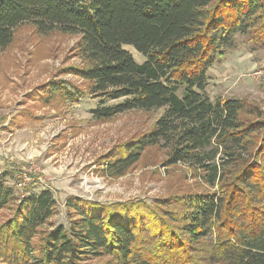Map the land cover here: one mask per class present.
<instances>
[{
	"label": "trees",
	"instance_id": "1",
	"mask_svg": "<svg viewBox=\"0 0 264 264\" xmlns=\"http://www.w3.org/2000/svg\"><path fill=\"white\" fill-rule=\"evenodd\" d=\"M24 23L79 36V62L62 73L84 86L51 77L37 88L46 101L97 98V120L161 109L102 154L105 174H124L157 147L163 165H185L206 187L151 202L68 196L64 225L49 222L58 209L49 188L18 196L0 170V211L11 210L0 222V263L264 264V110L206 92L208 68L239 36L264 47V0H0V49Z\"/></svg>",
	"mask_w": 264,
	"mask_h": 264
},
{
	"label": "rangeland",
	"instance_id": "2",
	"mask_svg": "<svg viewBox=\"0 0 264 264\" xmlns=\"http://www.w3.org/2000/svg\"><path fill=\"white\" fill-rule=\"evenodd\" d=\"M78 37L59 30L40 33L24 23L16 28L11 44L0 49V170L16 195L49 188L58 208L49 222L66 225L68 196L104 203L135 198L151 202L173 191L206 187L192 178L185 165H163L164 150L157 147L147 149L122 175L103 172L102 154L147 130L161 109L130 110L97 120L91 114L97 98L46 101L37 88L51 77L84 86L78 76L62 73V68L79 62ZM123 48L137 62L144 60L132 46ZM207 74L206 92L211 99L244 97L264 110V47L253 45L247 36H239L236 47L217 58ZM23 173L30 177L18 187ZM10 212L2 209L0 222ZM100 260L93 258L90 263Z\"/></svg>",
	"mask_w": 264,
	"mask_h": 264
},
{
	"label": "built area",
	"instance_id": "3",
	"mask_svg": "<svg viewBox=\"0 0 264 264\" xmlns=\"http://www.w3.org/2000/svg\"><path fill=\"white\" fill-rule=\"evenodd\" d=\"M22 176H23L22 180L19 181L18 184H17L18 187H21L22 184L25 186L26 181H27V180L29 179V177H30V176H29V177L26 176L25 173H23Z\"/></svg>",
	"mask_w": 264,
	"mask_h": 264
}]
</instances>
